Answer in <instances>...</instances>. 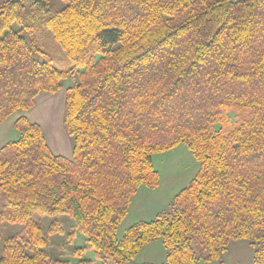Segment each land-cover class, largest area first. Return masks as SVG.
I'll use <instances>...</instances> for the list:
<instances>
[{
    "label": "trees",
    "instance_id": "1",
    "mask_svg": "<svg viewBox=\"0 0 264 264\" xmlns=\"http://www.w3.org/2000/svg\"><path fill=\"white\" fill-rule=\"evenodd\" d=\"M60 1L0 3V125L64 92L73 139L65 157L38 123L16 121L19 138L0 149V221L23 228L0 264H71L46 250L63 216L86 237L74 253L101 264H136L157 239L163 264L220 260L239 240L264 264V0ZM181 144L198 173L169 211L119 238L138 190L160 184L154 155Z\"/></svg>",
    "mask_w": 264,
    "mask_h": 264
},
{
    "label": "rangeland",
    "instance_id": "2",
    "mask_svg": "<svg viewBox=\"0 0 264 264\" xmlns=\"http://www.w3.org/2000/svg\"><path fill=\"white\" fill-rule=\"evenodd\" d=\"M4 0H0L2 3ZM56 9L64 7V3L60 0H52ZM48 36V35H47ZM46 49L53 54L56 60H60L59 46L53 42L49 36L44 39ZM75 79H68L64 83V87L68 88L75 84ZM49 96V100L45 101ZM37 101L36 107L30 113H36L38 109V122L47 136L53 143L55 149H58L59 155L65 157L71 156L73 139L66 133L63 123L65 113V95L64 92L56 95L42 94ZM22 113V112H20ZM23 114V113H22ZM14 133L11 141L19 138V132ZM153 164L156 171L160 174V184L156 189L141 187L134 196L127 218L123 221L119 228L118 236L121 238L125 231L139 221L154 220L157 215L164 211H169L174 197L185 187L189 185L200 169V163L195 159L185 144L179 145L177 148L162 153H157L153 157ZM43 230L48 236V227L52 221L50 217L41 218ZM64 224L67 226L66 232L62 235H55L48 238L49 243L46 250L54 258L70 261L71 264H78L81 259L94 261V264H101L97 259L95 252L91 249L83 251L81 257L74 252L78 248H86L88 244L86 237L78 233L74 238L69 234L74 226L73 220L66 216L62 217ZM21 225L10 224L0 221V257L3 254V245L5 240L12 234L22 230ZM259 248L258 244L252 245L246 240L231 242L227 252L223 253L220 260L210 263L202 262L201 264H255L254 254ZM167 251L163 245L162 239L147 245L140 257L135 262L148 261L154 264H162L165 262Z\"/></svg>",
    "mask_w": 264,
    "mask_h": 264
},
{
    "label": "crops",
    "instance_id": "3",
    "mask_svg": "<svg viewBox=\"0 0 264 264\" xmlns=\"http://www.w3.org/2000/svg\"><path fill=\"white\" fill-rule=\"evenodd\" d=\"M40 97V96H39ZM44 97H46L45 99H43ZM49 96H46V95H42L41 98L39 99H43L45 101L49 100V98H47ZM38 101V100H37ZM38 109L36 110V113H38ZM34 112L33 113H16L14 116H12L9 120H7L6 122H4L3 124L0 125V149L6 145L9 141H11V137L14 133V136L15 138L17 137V134H16V131L17 129L15 128V123L16 121L22 117V116H26L29 121L33 122V123H38L40 122V119L38 117V114H36ZM39 124V123H38ZM40 125V124H39ZM42 127V125H40ZM42 129L44 130V128L42 127ZM45 132V135L47 137V140L48 142L50 143V145L52 146V148L58 153V149L54 147L53 143L51 142L50 140V136L48 137L47 134H46V131L44 130ZM71 155V154H70ZM69 157V155H68ZM143 251V250H142ZM142 251L139 253V255L137 256L138 258L140 257ZM166 260V259H165ZM136 264H154V263H151V262H148V261H142V262H135ZM163 264V263H162Z\"/></svg>",
    "mask_w": 264,
    "mask_h": 264
}]
</instances>
